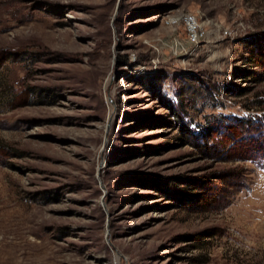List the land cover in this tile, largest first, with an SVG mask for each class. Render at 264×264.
Listing matches in <instances>:
<instances>
[{
  "label": "rangeland",
  "instance_id": "1",
  "mask_svg": "<svg viewBox=\"0 0 264 264\" xmlns=\"http://www.w3.org/2000/svg\"><path fill=\"white\" fill-rule=\"evenodd\" d=\"M263 51L264 0H0V264H264Z\"/></svg>",
  "mask_w": 264,
  "mask_h": 264
},
{
  "label": "built area",
  "instance_id": "2",
  "mask_svg": "<svg viewBox=\"0 0 264 264\" xmlns=\"http://www.w3.org/2000/svg\"><path fill=\"white\" fill-rule=\"evenodd\" d=\"M180 20H182L186 25L189 43L192 45H197L200 38L203 36V31L201 29V26L197 23L195 17L187 14L185 16H182V18L178 17L177 19H172L167 24L174 25Z\"/></svg>",
  "mask_w": 264,
  "mask_h": 264
},
{
  "label": "trees",
  "instance_id": "3",
  "mask_svg": "<svg viewBox=\"0 0 264 264\" xmlns=\"http://www.w3.org/2000/svg\"><path fill=\"white\" fill-rule=\"evenodd\" d=\"M262 50H263V49L261 48V50L259 49L258 51L261 52ZM263 52H264V51H263ZM263 52H262V53H257V54H256L257 57H263V55H264ZM246 115H247V114H246ZM247 116H248V115H247ZM254 119H255V118H254ZM221 125L224 126L225 123H224V122H221ZM233 127H234V126L226 127L227 130H228V131H227V132H228L227 134H229V138H231L233 141H235V145H237L238 142H236V140L241 141V138H242V137H240V138H238V139H235L236 137H235V136L233 135V133H232V129H233ZM198 131H199V130H198ZM192 138H193V139H198V138H200V134L194 132V133H192ZM202 139H203V137H202ZM233 145H234L233 142L230 143V147L233 146ZM220 146H222V145H220ZM228 148H229V147H228ZM228 148H227V149H228ZM233 148H235L234 151L237 152V150H236L237 148H236V147H233ZM239 148H241V146H239ZM259 148H260V146H259ZM263 148H264V147H263ZM263 148H262V149H263ZM227 149H226V150H227ZM262 149H260V151H262ZM222 150H224V149L222 148ZM229 150H230V149H228L226 152H228ZM246 150H247V149H246ZM252 151H253L252 153L256 155V152H257V146L254 147V148L252 149ZM263 156H264V155H263Z\"/></svg>",
  "mask_w": 264,
  "mask_h": 264
}]
</instances>
